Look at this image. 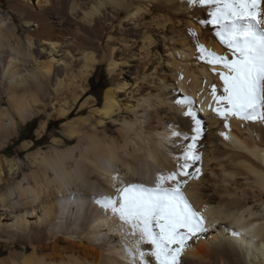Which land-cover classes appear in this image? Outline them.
<instances>
[{
	"label": "bare ground",
	"instance_id": "6f19581e",
	"mask_svg": "<svg viewBox=\"0 0 264 264\" xmlns=\"http://www.w3.org/2000/svg\"><path fill=\"white\" fill-rule=\"evenodd\" d=\"M58 1L13 0L20 20L32 23L24 41L14 18L0 11V149L36 116H42L37 138L50 120L60 121L64 136L53 135L46 150H32L35 143L23 140L18 149L27 152L25 161L0 155V243L8 247L0 264H132L126 226L105 215L93 197L114 194L110 177L152 186L157 171L173 170L169 152L179 149L169 129H189L187 107L175 103L184 97L195 102L204 135L197 144L202 161L189 169L201 168L199 179L189 178L183 191L197 211L207 205L208 231L188 242L182 264H264V124L233 118L228 130L208 107L215 106L211 86L219 89L221 82L199 58L198 44L226 53L208 23L211 8L186 0ZM260 11L264 19V2ZM123 17L142 25L136 49L132 37L111 33ZM168 26L176 27L177 39L170 41L178 44L165 46L169 76L158 69L147 30ZM68 28L76 31L72 43L92 36L97 41L90 48L80 41L77 52L70 47L68 60L55 67L51 53ZM36 41L47 42L46 57L34 51ZM129 58L139 68L127 78L119 66ZM99 63L111 74L100 101L88 94L87 82ZM71 139L76 143L67 146Z\"/></svg>",
	"mask_w": 264,
	"mask_h": 264
},
{
	"label": "snow or ice",
	"instance_id": "6c2138e0",
	"mask_svg": "<svg viewBox=\"0 0 264 264\" xmlns=\"http://www.w3.org/2000/svg\"><path fill=\"white\" fill-rule=\"evenodd\" d=\"M211 8L208 23L216 26L215 37L226 49L223 55L210 52L198 44L202 59L214 75L219 89L211 86L213 104L208 107L230 130L233 118L241 122L264 124V19L260 6L264 0H186ZM230 53V55H229ZM222 69V70H218ZM186 106L183 115L189 121L188 131L170 126L172 143L178 152H169L174 168L157 171L152 186L144 183H126L119 175L110 177L114 187L111 196L93 197V202L104 212L118 218L126 226V235L132 238L131 247L125 245L132 264H182L181 257L189 241L208 231L203 214L207 205L197 211L184 194L189 178L199 179L201 168L189 171L202 161L197 144L204 135L202 121L190 97L176 100ZM225 140L227 132H221ZM109 166V165H105ZM77 169V177H80ZM233 236L239 233L233 230ZM144 245L150 246L145 248Z\"/></svg>",
	"mask_w": 264,
	"mask_h": 264
},
{
	"label": "rangeland",
	"instance_id": "374dc122",
	"mask_svg": "<svg viewBox=\"0 0 264 264\" xmlns=\"http://www.w3.org/2000/svg\"><path fill=\"white\" fill-rule=\"evenodd\" d=\"M28 1H32V0H28ZM33 1H35V0H33ZM130 1H135V0H130ZM58 2L61 4L62 2H64V0H60ZM0 11H3L4 13H9L14 18V24L18 25V27L19 26L21 27V29L19 30L18 33H19L20 37L22 38V40L24 41V36H25L24 34H26L28 29L32 28V23L25 24V23H23L22 20H20L18 13H16V11L13 9V0H0ZM136 22H133V21L128 20L125 17H123L121 20V26H117L116 23H114V26H113L114 29L112 28L111 33L115 37H117V39H119L122 36L129 37V39L132 37L130 42H133V41L137 42V43L135 42L132 46V47L135 46L134 49H136L140 43V40H141V32H142L141 30H143L142 25H140L138 23V21H136ZM148 28H147V30L152 32V36H153V44L150 45V50H152V52L156 53L154 60H157L159 62L157 64L158 69L160 68V70H162L163 74L169 76L171 73H170L169 69H167V67L170 68V66H166V62L163 61L165 56L167 55V51H165V48H166L165 46H166V44H168V45L174 44V46L176 45L175 47H178V44L170 41L171 39L172 40L177 39V29L174 30L176 27L174 28L173 26H168L169 29L167 28V30H165L166 32L165 31L161 32L160 30H156V29L151 28V27H148ZM68 29H69V31H67V35L64 36V39L62 40V42H59L56 44V46L54 48V53H51V57H53V59H55V61H57L55 63V67H60V65L63 64L64 60H68V56H66V53H69L68 51H69L70 47H73L74 51L77 52L78 46L81 43L86 48H90L92 46L94 47L95 42L97 41V38L92 36L93 38L89 37L87 41L81 38L80 40H78V43L77 42L72 43L73 38L71 37V35L76 31L73 28H68ZM117 33H118V35H117ZM137 34L138 35L140 34V37L138 36L140 39L137 37ZM171 35H172V38H170ZM174 35H176V36H174ZM173 37H174V39H173ZM80 41H81V43H80ZM105 41H106V37L103 36L102 37V43H104ZM170 42H171V44H169ZM164 43H165V45H163ZM35 44L36 45H34V51H36V53H39L38 50L41 49V52H40V54H38V56H40L41 58L46 57V54H48L47 53V50H48L47 49V42H45V41L44 42L43 41L37 42L36 41ZM117 44H116L115 51L117 50L118 52L116 51L115 53L118 55V58H120L119 61L120 60L123 61L126 57L125 58L123 57L124 54L120 50L121 48H117V46L119 45V44L118 45ZM168 45H167V48L169 47ZM119 54H120V56H119ZM156 55H157V57H156ZM159 56H160V60H159ZM126 62L121 63L119 67L122 68L121 75L129 78V76L132 77V75H134L133 73L136 69L139 68V64H138V60L136 58L135 59L129 58L128 63H126ZM73 63H74L73 64V70H77L79 67V63L76 60H74ZM100 73L103 76L102 82H103V84L106 85L105 86V88H106L109 85V82H110L109 80H110L111 74H108V72L106 71L105 65L101 64V63H99L95 66L94 71L92 72V75H94L95 79H97V77ZM92 75H90L88 77V80H87L88 85H89V78ZM89 87L90 86H88V90H89L88 94L93 96L96 100L100 101L102 99L103 90L105 88L100 93H91ZM122 93L123 92H121V94ZM3 104L6 105L5 102ZM41 117L42 116H36L32 120L27 121L25 124L20 125L18 128L17 135L10 138L8 144L5 147H3V149H0V155L3 154V155L8 156V157L14 156L17 159H22L25 161L27 152L26 151H19V149H18L19 145L21 144V142L23 140H32L35 143V146L33 147L32 150H35L37 148H41V149L46 150L48 148V146L51 144V139H52L53 135H57L58 137H64L62 134V131H61L60 121L59 120H50L45 135L37 138L34 134V129L36 127L38 120ZM67 143H68L67 146H72L76 143V140L75 139L67 140ZM24 170H25V172L28 171V169L25 165H24ZM19 178H21V174L18 176V179ZM134 183H140V182H134ZM7 252H8V247H6L4 243H0V256L6 255Z\"/></svg>",
	"mask_w": 264,
	"mask_h": 264
},
{
	"label": "trees",
	"instance_id": "16d2710c",
	"mask_svg": "<svg viewBox=\"0 0 264 264\" xmlns=\"http://www.w3.org/2000/svg\"><path fill=\"white\" fill-rule=\"evenodd\" d=\"M102 80L103 76L101 73L98 75L97 79H95L94 75L89 78V89L91 93H100L105 88L106 85L103 84Z\"/></svg>",
	"mask_w": 264,
	"mask_h": 264
}]
</instances>
